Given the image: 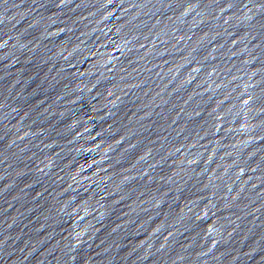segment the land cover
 Here are the masks:
<instances>
[{"label":"water","instance_id":"95a60500","mask_svg":"<svg viewBox=\"0 0 264 264\" xmlns=\"http://www.w3.org/2000/svg\"><path fill=\"white\" fill-rule=\"evenodd\" d=\"M0 264H264V0H0Z\"/></svg>","mask_w":264,"mask_h":264}]
</instances>
